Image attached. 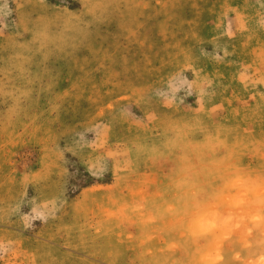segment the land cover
Listing matches in <instances>:
<instances>
[{"label": "rangeland", "instance_id": "1", "mask_svg": "<svg viewBox=\"0 0 264 264\" xmlns=\"http://www.w3.org/2000/svg\"><path fill=\"white\" fill-rule=\"evenodd\" d=\"M0 264H264V0H0Z\"/></svg>", "mask_w": 264, "mask_h": 264}]
</instances>
